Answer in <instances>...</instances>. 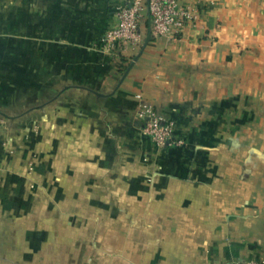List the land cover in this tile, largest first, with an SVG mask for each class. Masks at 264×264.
<instances>
[{
  "label": "crops",
  "instance_id": "0c3cea01",
  "mask_svg": "<svg viewBox=\"0 0 264 264\" xmlns=\"http://www.w3.org/2000/svg\"><path fill=\"white\" fill-rule=\"evenodd\" d=\"M129 1L0 0V254L62 246L57 208L89 206L109 264L264 262V0H182L195 26L146 45L143 9L141 41L103 54ZM140 97L183 148L151 147Z\"/></svg>",
  "mask_w": 264,
  "mask_h": 264
},
{
  "label": "built area",
  "instance_id": "2783aa9c",
  "mask_svg": "<svg viewBox=\"0 0 264 264\" xmlns=\"http://www.w3.org/2000/svg\"><path fill=\"white\" fill-rule=\"evenodd\" d=\"M143 9H146L147 17L150 15L148 31L153 37H179L184 27L195 26L199 17L196 7L182 0H130L117 6L116 22L99 35L96 40L98 49L106 55L118 54L128 44L137 45L141 41ZM137 114L141 120L142 133L154 150H178L185 146L186 139L178 132L173 117L158 112L141 97ZM5 124L6 118L0 114V129ZM245 264L264 262L249 260Z\"/></svg>",
  "mask_w": 264,
  "mask_h": 264
},
{
  "label": "rangeland",
  "instance_id": "374dc122",
  "mask_svg": "<svg viewBox=\"0 0 264 264\" xmlns=\"http://www.w3.org/2000/svg\"><path fill=\"white\" fill-rule=\"evenodd\" d=\"M5 118L6 126L9 124V119L7 117ZM8 151L10 153L14 152L13 149H8ZM34 160L35 155H31L26 162L23 174L31 189H35L39 185L37 180L32 177L35 172ZM53 209L56 211L60 210V214H56L58 215L56 217L61 219L63 227H68L73 230L74 234L72 238L67 239L61 246L57 244L56 239L44 238L40 241L37 237L31 236L30 246H33L31 249L35 248L34 253L24 247H21L18 253H1L0 264H109L108 258L114 255L99 247L101 244L100 242L98 243L94 235L91 222L83 221L89 217L85 210L90 209L89 206L82 207L85 212L82 209H76V207H67L66 209L59 207L57 208L58 210L53 207ZM32 223L38 226V222L33 221ZM76 232H78V235H76ZM24 240L26 241V239ZM51 241L56 244H52ZM48 243H50V247H47V245L49 246Z\"/></svg>",
  "mask_w": 264,
  "mask_h": 264
},
{
  "label": "water",
  "instance_id": "95a60500",
  "mask_svg": "<svg viewBox=\"0 0 264 264\" xmlns=\"http://www.w3.org/2000/svg\"><path fill=\"white\" fill-rule=\"evenodd\" d=\"M148 21H150V15H149V14H148ZM150 39H151V34H150V32L148 31V35H147V37H146V39H145V41H144V45H146V44L149 42ZM137 57H138V55L134 58L133 62L130 63L129 68L133 65V63H134V61L137 59ZM0 114L3 115L2 112H0Z\"/></svg>",
  "mask_w": 264,
  "mask_h": 264
}]
</instances>
